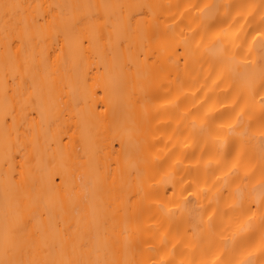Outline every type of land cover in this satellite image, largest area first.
<instances>
[{
    "label": "snow or ice",
    "instance_id": "snow-or-ice-1",
    "mask_svg": "<svg viewBox=\"0 0 264 264\" xmlns=\"http://www.w3.org/2000/svg\"><path fill=\"white\" fill-rule=\"evenodd\" d=\"M173 7L180 10L179 16L174 12H167ZM211 7L213 6L208 4H187L181 8L180 5L160 4H44L0 0V32L4 38L5 142L11 140L13 132H16L15 139L20 140L19 127L26 122L28 113L25 109L30 105L34 108L35 115L36 111L42 113L45 107L63 109L73 104L64 99L63 92L67 86L64 81L70 62L75 71L88 60H98L107 72L111 61L112 66L119 69L123 79V97L130 108L139 103L142 114H147L149 106L155 107L157 114L164 106L178 107V99L165 98L170 92L166 91L163 97L158 92L164 86L165 78L171 74L169 65L174 64L178 69L180 61L184 60L187 67L189 56L194 55L201 47L209 50L214 48L221 40L226 39L227 33L221 35V30L210 35V27L201 32L199 27L191 25L186 32L183 29L178 32L177 21L184 23L187 15L184 9L190 12L195 8L203 15ZM241 7L252 9L247 15L249 19L259 12V30L252 40L255 41L257 37L260 39L257 45L249 43L245 59L240 62L246 70L247 87L233 103V111L236 107H239V111H236V118L226 126L221 125L213 130L201 119L200 127L202 130L207 128L210 132L215 131L218 134L216 142L224 148L222 157L214 167L206 163V171L210 167L213 172L227 169L226 172L221 171V176L216 178L213 187L220 184L221 179L226 191L237 179L244 183H236L235 188L231 189L233 198L231 204L226 205V210L213 208L212 212H208L207 220H201L198 241L202 242L206 238L203 226L211 234L219 227L215 223L217 217L223 223V218L228 216L230 223L225 227L233 230V238L239 232L247 231L249 242L240 247L233 246L227 251L222 250L211 260L201 258L198 264H264V0L260 6ZM128 8L147 9L146 19L138 20L135 28L131 23V16L125 14V9ZM136 15L139 16L140 13ZM50 36H63L65 43L59 45V50L52 49L46 55L42 48L38 52V46ZM137 43L141 48L147 46L151 50V54L145 55L143 61L140 60V53L133 56ZM240 48H243V44ZM222 51L228 53L229 49L224 46ZM52 52H55V56ZM236 55L232 53L229 59L235 61ZM161 56L166 58L167 63L160 61ZM248 57L252 58L247 59ZM141 63L151 72V77L144 84L133 82L130 77L134 68L139 75ZM61 69L64 70V76L57 79ZM96 71L99 73V67ZM168 84L171 86L172 81H168ZM138 91L143 98L137 94ZM245 91L253 98L259 94L258 116L254 114L252 104H241ZM17 105L20 112L19 124L15 114ZM195 111H186L184 115L185 119L192 117L193 127L197 122V116L193 114ZM245 116L248 117L247 122L244 120ZM8 117H11V124ZM256 121L259 122L261 131L259 134H250L249 129ZM35 124L33 121L25 129L26 135L28 132L32 133L33 144L37 140ZM241 125L243 127L237 133L236 129ZM67 131L65 129V136L70 144L72 137L67 135ZM144 144V151L136 158L144 167L134 169L135 177L132 175L133 169L122 168L117 160L114 169L109 163L102 176L97 174L95 179L84 182L75 171L77 166L82 165H74L73 175L80 178L81 183H73L70 189L63 173L55 174L59 183L54 186L30 182L26 171L28 158L25 156L21 160L19 171H14L10 177L6 176L5 180L6 201L9 186L15 192L12 207L6 203L4 211L3 255L0 264H172L163 257L147 261L140 258L141 245L149 251L154 250L152 245L142 239L145 220L151 221L150 227L159 232L163 223L158 222L157 213H164L167 204L173 203L167 196L166 189L164 196H161V186L172 183L175 188L179 183L174 179L175 171L179 170L177 161H173L172 166L161 172L160 181L155 180L153 162L162 166L165 161L155 156L149 161L146 153L150 151L151 144L146 139ZM68 147V144L63 146L64 149ZM256 150L259 152L258 163L253 162ZM180 180H183V176ZM249 182L251 194L245 196V188ZM181 190L187 191L186 188ZM257 190L259 198L254 195ZM219 199L217 197V205ZM65 200L68 202L67 206ZM187 203L185 200L184 206ZM209 207L212 205L196 211H200L203 217ZM167 243L166 234L160 233V244L166 246Z\"/></svg>",
    "mask_w": 264,
    "mask_h": 264
},
{
    "label": "bare ground",
    "instance_id": "bare-ground-1",
    "mask_svg": "<svg viewBox=\"0 0 264 264\" xmlns=\"http://www.w3.org/2000/svg\"><path fill=\"white\" fill-rule=\"evenodd\" d=\"M24 2L44 4L79 2L97 5L160 4L180 5L181 8L187 4L198 6L208 4L213 7L206 10L203 15H200L195 8L190 12L184 9L187 15L183 24L177 21L179 26L176 31L183 29L186 32L189 25L199 27L201 32L210 27V35L222 30L221 35L227 33V37L210 50L201 47L198 52L189 56L187 67L184 60L180 61L178 69L174 64L169 65L171 74L165 78L164 86L158 92L162 97L166 91L170 92V95L165 98L178 99L179 106H164L159 110V114L152 106H149L147 114H142L139 103L129 107L122 95L123 79L119 69L114 68L111 61H109L107 72L98 60H88L85 65L75 71L70 62L64 81L67 86L63 92L64 99L72 101L73 104L63 109L45 107L42 113L36 111L35 115H33L34 108L30 105L25 109L28 113L26 122L19 127L20 140L15 139L16 132H13L11 140L6 143L3 96L4 38L0 32V258L3 255L4 211L6 203L10 208L12 207L15 192L14 188L9 186L6 201L5 180L6 176L10 177L14 171H19V165L25 156L28 158L26 171L30 182L54 186L59 183L55 174L63 173L67 187L70 189L73 183L76 185L81 183V179L77 176L82 177L84 182L95 179L97 174L103 175L109 163L114 169L117 160L120 161L122 168L133 169L132 175L135 177L134 169L144 167L137 162L136 158L144 151L145 139L151 144L150 151L146 153L148 160L151 161L155 156L165 161L162 166H157L153 162L152 172L155 180L160 181L161 172L172 166L173 161H177L179 170L175 171L174 179L179 183L175 185V188L172 183L161 186V196H164L166 189L167 196L173 203L167 204L164 213H157L158 222L163 223L159 232L150 227L151 221L145 220L142 239L152 245L154 250L149 251L141 245L140 258L147 261L160 260L163 257L170 260L172 264H198L201 258L211 260L222 250L227 251L233 246L240 247L247 244L249 242L247 231L239 232L234 239L233 230L225 227L230 223L228 216L223 218V223H220V218L217 217L215 223L219 224V227L211 234H208L206 226H203L206 238L202 242L198 241L201 235V220H207L208 212H212L213 208L219 207L226 210V205L231 204L233 198L231 189L235 188L236 183H244L237 179L226 191L223 188L224 181L221 179V183L213 187L216 178L221 176V171L226 172L227 169H217L213 172L210 167L206 171V163L214 167L222 157L224 148L216 142L218 134L215 131L201 129L200 120H205L208 127L214 130L221 125L226 126L236 118L235 114L239 111V107L233 111V103L240 98L239 93L247 87L246 70L240 62L245 59L249 43L257 45L260 39L257 37L255 41L252 40L256 31L259 30L257 28L259 12L249 19L247 15L252 9L241 6H260L262 0H24ZM167 12L169 14L174 12L176 16L180 14V10L175 7L168 9ZM136 13L140 15L137 16ZM145 13L147 9H125V14L131 16L134 28L138 20L146 19ZM64 43L63 36H50L38 46L37 51L39 52L42 48L46 55L52 49L59 50V45ZM241 44L243 48H240ZM224 46L229 49L228 53L222 51ZM136 53H140V60L143 61L145 55L151 54V50L147 46L141 48L137 43L134 57ZM232 53L237 54L235 61L229 59ZM52 55L55 56V52H52ZM159 59L167 63L164 56ZM97 67H99V73L96 71ZM63 76L64 70L61 69L57 79ZM130 77L133 82L138 81L139 84H144L151 77V72L141 63L139 75L134 68L130 72ZM168 81H172L171 86ZM137 94L143 98L142 93L138 91ZM258 100L259 94L253 98L245 91L241 104L245 102L252 104L254 114L258 116L260 111ZM193 109L196 110L193 114L197 116L195 127H193L191 116L184 118L186 111ZM15 114L19 124L18 105ZM8 120L11 124V117H8ZM244 120L247 122L248 117L245 116ZM33 121L36 122L35 144L31 142L32 133L25 134V129L31 126ZM242 127L243 125L238 127L236 132L239 133ZM65 129H68L67 135L72 137L70 144L65 136ZM260 131L258 121L254 122L249 129L250 134H259ZM219 135L223 136L226 133H219ZM65 144L69 145L68 149L63 148ZM258 160L259 152L256 150L253 162L258 163ZM74 165H82L75 169L77 176L73 175ZM181 176L183 180H180ZM182 188H186L187 191H182ZM250 188L251 182L245 188V196L251 194ZM254 195L259 198V191L257 190ZM217 197H220L218 205ZM185 200L188 201L186 206L183 204ZM65 204L68 205L67 200ZM209 204L212 207L207 208V212H204L202 217L201 212L196 210H202ZM253 208L255 209V204ZM160 233H165L167 236L166 246L160 244Z\"/></svg>",
    "mask_w": 264,
    "mask_h": 264
}]
</instances>
